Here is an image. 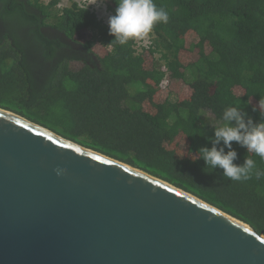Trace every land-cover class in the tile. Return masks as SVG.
<instances>
[{"label": "trees", "instance_id": "16d2710c", "mask_svg": "<svg viewBox=\"0 0 264 264\" xmlns=\"http://www.w3.org/2000/svg\"><path fill=\"white\" fill-rule=\"evenodd\" d=\"M59 1L0 0V107L264 232V177L232 181L190 157L213 146V121L229 106L264 122L253 111L264 97V0H154L169 21L154 26L153 43L141 50L135 40L115 43L89 7L72 1L59 9ZM105 3L114 15L116 0ZM47 26L85 51L50 37ZM85 31L92 37L78 41ZM72 61L83 65L72 68ZM175 83L190 94L172 99L165 91ZM217 147L236 151L235 164L252 158L264 170V160L236 142Z\"/></svg>", "mask_w": 264, "mask_h": 264}, {"label": "water", "instance_id": "95a60500", "mask_svg": "<svg viewBox=\"0 0 264 264\" xmlns=\"http://www.w3.org/2000/svg\"><path fill=\"white\" fill-rule=\"evenodd\" d=\"M0 264H264V232L0 107Z\"/></svg>", "mask_w": 264, "mask_h": 264}, {"label": "clouds", "instance_id": "9594fccd", "mask_svg": "<svg viewBox=\"0 0 264 264\" xmlns=\"http://www.w3.org/2000/svg\"><path fill=\"white\" fill-rule=\"evenodd\" d=\"M105 0H97V6H102ZM115 14L107 19L109 34L114 36V42L123 46L129 41L144 39L149 36L154 26L159 23L167 24L169 14L163 7H158L154 0H116ZM264 117V97L253 107ZM215 139L211 148H202L199 157L194 154L193 160L202 158L208 168L222 169L223 176L232 181H246L255 176L264 177V170L257 167L256 161L247 158L243 164H235L236 151L225 152L223 143L231 149L236 142L245 147L248 153H254L264 160V122L256 123L239 106L225 108L219 119L213 121Z\"/></svg>", "mask_w": 264, "mask_h": 264}, {"label": "rangeland", "instance_id": "374dc122", "mask_svg": "<svg viewBox=\"0 0 264 264\" xmlns=\"http://www.w3.org/2000/svg\"><path fill=\"white\" fill-rule=\"evenodd\" d=\"M43 1H44V3H48L51 0H43ZM71 3H72V0H60L58 8L62 9L63 7H65ZM99 15H100V13H99ZM92 35H93L92 31H85V32L80 33L77 36V39L80 42H84V41H87L88 39H90L92 37ZM149 37H150V39L152 38V36L150 35L144 39L136 40L137 41L136 47L138 50H140L141 47L148 45L150 43ZM96 49L98 50V48H96ZM70 64H71V67L75 68V69L80 68L83 65V63L80 61H72ZM165 92L167 94H170V97L172 99H176V98H179L182 96L189 95L190 94V87L188 85L182 86L180 83H175L171 88H169V90H167ZM167 94H165V95H167ZM40 117H41V115H40ZM206 119H207V121H209V120L212 121L209 117H206ZM181 150H183L184 154H187L186 149L184 147L181 148Z\"/></svg>", "mask_w": 264, "mask_h": 264}, {"label": "built area", "instance_id": "2783aa9c", "mask_svg": "<svg viewBox=\"0 0 264 264\" xmlns=\"http://www.w3.org/2000/svg\"><path fill=\"white\" fill-rule=\"evenodd\" d=\"M72 1H77L81 5L89 7L90 9H92L96 13L98 18L100 20H102V22L108 26L107 19L110 15H112V13L107 9V4L105 2L102 6L98 7L96 4L97 0H72ZM99 13H100V15H99ZM149 36H150V34H149ZM149 40H150V43L148 45L141 47V49L148 48L151 46V44L153 43L152 38L150 39V37H149ZM135 43L137 44L136 40H135Z\"/></svg>", "mask_w": 264, "mask_h": 264}, {"label": "flooded vegetation", "instance_id": "af4514ba", "mask_svg": "<svg viewBox=\"0 0 264 264\" xmlns=\"http://www.w3.org/2000/svg\"><path fill=\"white\" fill-rule=\"evenodd\" d=\"M0 6H1V3H0ZM0 28L3 29V23L1 20H0ZM42 30L50 37H60V39L64 41L66 44H68L70 47H72V49L85 51L84 48L80 45V43L72 41L71 39L67 38L64 35V33L58 31L57 29L53 27H50V26L43 27Z\"/></svg>", "mask_w": 264, "mask_h": 264}]
</instances>
